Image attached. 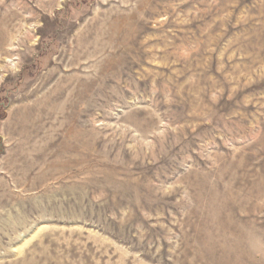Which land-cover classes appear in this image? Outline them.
<instances>
[{
  "label": "rangeland",
  "instance_id": "obj_1",
  "mask_svg": "<svg viewBox=\"0 0 264 264\" xmlns=\"http://www.w3.org/2000/svg\"><path fill=\"white\" fill-rule=\"evenodd\" d=\"M0 264H264V0H0Z\"/></svg>",
  "mask_w": 264,
  "mask_h": 264
},
{
  "label": "bare ground",
  "instance_id": "obj_2",
  "mask_svg": "<svg viewBox=\"0 0 264 264\" xmlns=\"http://www.w3.org/2000/svg\"><path fill=\"white\" fill-rule=\"evenodd\" d=\"M1 52H2V53H4V51H3L2 49H1ZM6 53H7V54H9V53H10V51H6ZM4 54H5V53H4Z\"/></svg>",
  "mask_w": 264,
  "mask_h": 264
}]
</instances>
